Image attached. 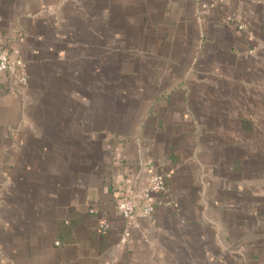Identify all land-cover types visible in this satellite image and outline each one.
<instances>
[{
	"label": "crops",
	"instance_id": "0c3cea01",
	"mask_svg": "<svg viewBox=\"0 0 264 264\" xmlns=\"http://www.w3.org/2000/svg\"><path fill=\"white\" fill-rule=\"evenodd\" d=\"M0 50V264H264V0H0Z\"/></svg>",
	"mask_w": 264,
	"mask_h": 264
},
{
	"label": "built area",
	"instance_id": "2783aa9c",
	"mask_svg": "<svg viewBox=\"0 0 264 264\" xmlns=\"http://www.w3.org/2000/svg\"><path fill=\"white\" fill-rule=\"evenodd\" d=\"M223 1L225 0H210L211 3ZM0 75L7 76L15 86L23 87L27 84L25 63L21 59L11 58L6 50H0ZM120 189L117 207L125 224L120 246H126L131 238L130 228L136 218L140 216L148 219L153 215V197L165 191L166 181L162 175L152 169H146L145 181L139 188L135 189L129 183H123ZM108 229L109 225L106 222L100 223V230ZM2 253L0 246V257Z\"/></svg>",
	"mask_w": 264,
	"mask_h": 264
}]
</instances>
